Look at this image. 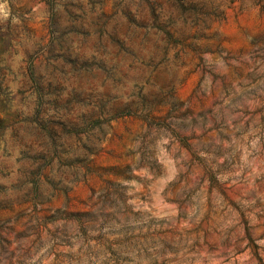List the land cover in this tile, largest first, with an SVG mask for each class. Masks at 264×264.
I'll list each match as a JSON object with an SVG mask.
<instances>
[{"label": "rangeland", "instance_id": "rangeland-1", "mask_svg": "<svg viewBox=\"0 0 264 264\" xmlns=\"http://www.w3.org/2000/svg\"><path fill=\"white\" fill-rule=\"evenodd\" d=\"M0 264H264V0H0Z\"/></svg>", "mask_w": 264, "mask_h": 264}]
</instances>
